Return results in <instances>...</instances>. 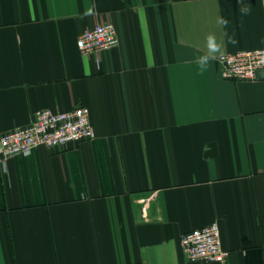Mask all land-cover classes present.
<instances>
[{"label":"crops","instance_id":"obj_1","mask_svg":"<svg viewBox=\"0 0 264 264\" xmlns=\"http://www.w3.org/2000/svg\"><path fill=\"white\" fill-rule=\"evenodd\" d=\"M106 23L118 46L82 55ZM260 49L264 0H0V139L79 106L95 133L0 147V264H185L212 223L229 256L210 264H264V67L230 80L219 61Z\"/></svg>","mask_w":264,"mask_h":264},{"label":"built area","instance_id":"obj_2","mask_svg":"<svg viewBox=\"0 0 264 264\" xmlns=\"http://www.w3.org/2000/svg\"><path fill=\"white\" fill-rule=\"evenodd\" d=\"M118 44V33L111 23L84 31L77 41L78 49L84 56L112 49ZM219 61L223 78L254 80L258 70L264 67V49L224 55ZM94 137L90 110L87 107L79 106L65 113L45 109L36 113L35 120L29 127L1 136V157L6 160L15 155H27L39 147L61 149ZM181 245L187 259L185 264L225 263L229 256V252L222 246L218 223L187 232Z\"/></svg>","mask_w":264,"mask_h":264},{"label":"clouds","instance_id":"obj_3","mask_svg":"<svg viewBox=\"0 0 264 264\" xmlns=\"http://www.w3.org/2000/svg\"><path fill=\"white\" fill-rule=\"evenodd\" d=\"M240 2V0H238V3ZM240 12L244 15H247L250 11V9L245 5L240 7ZM219 24L222 25H227L228 21L223 19V18H219L217 21ZM227 35V34H226ZM228 40L230 43H236L235 39L233 36H229ZM206 48H207V52L204 55H201L197 58V63L201 68H205L209 65L210 61L216 58V55L221 51L222 49V44L220 42L217 41L215 35L213 34H209L206 37Z\"/></svg>","mask_w":264,"mask_h":264}]
</instances>
